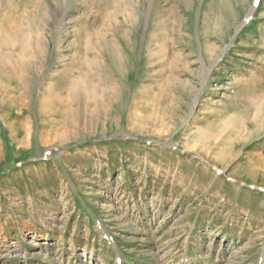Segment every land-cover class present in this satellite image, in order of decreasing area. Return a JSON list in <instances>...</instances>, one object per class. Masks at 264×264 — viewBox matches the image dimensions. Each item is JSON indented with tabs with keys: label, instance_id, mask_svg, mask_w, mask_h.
I'll list each match as a JSON object with an SVG mask.
<instances>
[{
	"label": "rangeland",
	"instance_id": "1",
	"mask_svg": "<svg viewBox=\"0 0 264 264\" xmlns=\"http://www.w3.org/2000/svg\"><path fill=\"white\" fill-rule=\"evenodd\" d=\"M0 264H264V0H0Z\"/></svg>",
	"mask_w": 264,
	"mask_h": 264
}]
</instances>
